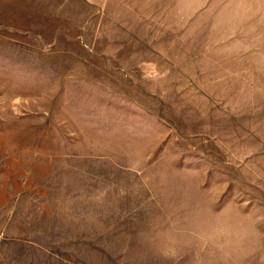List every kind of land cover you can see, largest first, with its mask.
Masks as SVG:
<instances>
[{
	"label": "rangeland",
	"instance_id": "rangeland-1",
	"mask_svg": "<svg viewBox=\"0 0 264 264\" xmlns=\"http://www.w3.org/2000/svg\"><path fill=\"white\" fill-rule=\"evenodd\" d=\"M0 264H264V0H0Z\"/></svg>",
	"mask_w": 264,
	"mask_h": 264
}]
</instances>
